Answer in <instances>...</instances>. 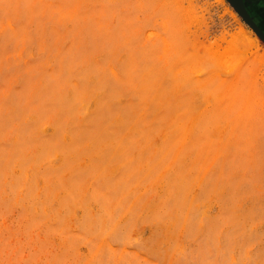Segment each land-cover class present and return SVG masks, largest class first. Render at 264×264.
Instances as JSON below:
<instances>
[{
  "label": "rangeland",
  "instance_id": "obj_1",
  "mask_svg": "<svg viewBox=\"0 0 264 264\" xmlns=\"http://www.w3.org/2000/svg\"><path fill=\"white\" fill-rule=\"evenodd\" d=\"M0 264H264V38L232 0H0Z\"/></svg>",
  "mask_w": 264,
  "mask_h": 264
},
{
  "label": "water",
  "instance_id": "obj_2",
  "mask_svg": "<svg viewBox=\"0 0 264 264\" xmlns=\"http://www.w3.org/2000/svg\"><path fill=\"white\" fill-rule=\"evenodd\" d=\"M240 12L245 16L248 22L257 30V32L264 38V31L254 22L252 16L249 14L244 0H232Z\"/></svg>",
  "mask_w": 264,
  "mask_h": 264
},
{
  "label": "flooded vegetation",
  "instance_id": "obj_3",
  "mask_svg": "<svg viewBox=\"0 0 264 264\" xmlns=\"http://www.w3.org/2000/svg\"><path fill=\"white\" fill-rule=\"evenodd\" d=\"M264 12V11H263Z\"/></svg>",
  "mask_w": 264,
  "mask_h": 264
}]
</instances>
